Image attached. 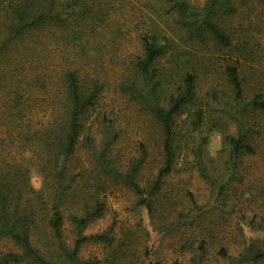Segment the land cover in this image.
I'll return each instance as SVG.
<instances>
[{
    "label": "trees",
    "instance_id": "1",
    "mask_svg": "<svg viewBox=\"0 0 264 264\" xmlns=\"http://www.w3.org/2000/svg\"><path fill=\"white\" fill-rule=\"evenodd\" d=\"M250 1L0 0V242L11 246L0 264H99L80 258L86 244L109 248L104 264H133L124 260L128 242H115L113 229L85 234L104 215L100 197L109 186L126 188L151 215L211 103L237 125V135L227 138L218 194L247 183L244 161L264 160V50L233 45L219 20ZM176 38L195 45L180 49ZM200 44L228 58L217 67L213 56L194 51ZM117 95L143 105L155 122L158 165L147 186L140 182L147 148L141 145L122 169L101 138L108 128L102 107ZM81 151L84 166L76 159ZM35 169L44 179L40 192L30 185ZM256 189L248 184L249 193ZM205 251L198 248L195 264ZM217 255L228 264L264 262L249 241L233 256L219 245Z\"/></svg>",
    "mask_w": 264,
    "mask_h": 264
},
{
    "label": "rangeland",
    "instance_id": "2",
    "mask_svg": "<svg viewBox=\"0 0 264 264\" xmlns=\"http://www.w3.org/2000/svg\"><path fill=\"white\" fill-rule=\"evenodd\" d=\"M219 23L231 36L233 45L241 46L245 51L264 50V0H251L239 6L235 14L221 16ZM175 40L180 49L190 50L195 45L182 42L180 38ZM194 51L201 56H213L217 67L228 58L227 54L216 53L209 45L200 44ZM206 88L204 82H199L200 95L205 96ZM102 109L106 110L104 123L108 128L101 138L110 142L107 155L120 168H125L129 160L141 153V145L149 151L140 180L147 186L153 180L159 154L157 141L152 138L156 126L151 114L143 105L130 102L121 95L106 97ZM236 135V123L222 107L211 103L205 107L200 128L186 143L173 172L165 179L152 214L137 205L129 190L112 185L100 197L105 202L104 215L92 222L85 234L113 229L115 242H128L124 260L133 264H195L200 246L206 248L202 264H228L217 255L219 245L233 256L245 241L254 243L264 252V196L260 195L264 192V182H260L264 179V160H245L241 170H246L247 183L231 182V187L228 184L223 194H218L227 176L230 153L227 138ZM96 145H100L96 150L99 152L102 142ZM76 159L86 165L84 151ZM248 184L261 189L249 193ZM30 185L37 192L44 188V179L36 169L30 174ZM227 232L229 235L225 236ZM38 233L37 240L40 239ZM64 237L72 244L67 221ZM10 248L9 244L0 242V254ZM47 252L53 258L59 257L53 250ZM108 252L109 248L104 244H86L79 256L104 264Z\"/></svg>",
    "mask_w": 264,
    "mask_h": 264
}]
</instances>
